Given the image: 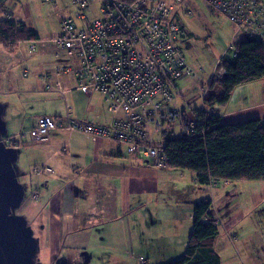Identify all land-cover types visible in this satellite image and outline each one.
Returning <instances> with one entry per match:
<instances>
[{
  "label": "crops",
  "instance_id": "1",
  "mask_svg": "<svg viewBox=\"0 0 264 264\" xmlns=\"http://www.w3.org/2000/svg\"><path fill=\"white\" fill-rule=\"evenodd\" d=\"M0 10L9 13L6 20L23 22L37 33V42L42 40L35 27L15 19L6 6ZM25 41L2 45L14 48ZM44 62L45 69L51 67L52 56ZM36 77L3 93L9 109L6 137L30 129L40 116L64 114L61 96L42 91ZM62 82L69 89L72 117L100 125L112 120L101 95L89 92L83 99L70 98L77 92L75 81L68 77ZM248 83L239 91L246 83L237 86L224 106L203 102L221 93L219 85L196 97L224 124L264 119V78ZM50 95L57 97L47 103L57 110L45 105ZM29 102L38 109H26ZM42 164L53 173L33 174ZM201 201L210 202L213 218L221 222L213 243L220 264H264V180H217L201 187L187 170L155 168L131 158L122 145L92 143L66 130L53 131L45 142L25 138L0 147V206L7 212L0 235L7 228L8 236H18V245L34 255L36 264H136L138 258L145 264H168L184 254L193 205Z\"/></svg>",
  "mask_w": 264,
  "mask_h": 264
},
{
  "label": "built area",
  "instance_id": "2",
  "mask_svg": "<svg viewBox=\"0 0 264 264\" xmlns=\"http://www.w3.org/2000/svg\"><path fill=\"white\" fill-rule=\"evenodd\" d=\"M70 1L75 12L60 20L58 35L49 40L56 48L53 64L38 75L42 91L61 96L64 114L40 116L30 129L5 141L11 145L25 138L45 142L53 131L66 130L85 135L92 143L109 141L122 145L131 158L155 168H167L166 139L196 135L204 121L203 113L212 112L202 106L191 108L174 85L175 80L195 76L180 47L187 38L186 31L173 16L174 4L181 0ZM94 1L99 2L101 17L88 22L84 11ZM203 1L223 16L235 32L264 47V0ZM0 15L2 19L9 18L4 10H0ZM24 43L28 51L36 50V40ZM235 56L236 45L231 43L218 57L211 82L223 81L226 71L221 62ZM26 74L24 69L23 76ZM68 77L75 81L73 89L101 95L112 115L108 124L72 117L66 96L69 89L62 82ZM207 92L202 88L203 97ZM43 173L51 174L53 170L46 164L33 168V174ZM213 223L216 227L221 225L219 219ZM145 263L138 258L136 264Z\"/></svg>",
  "mask_w": 264,
  "mask_h": 264
},
{
  "label": "trees",
  "instance_id": "3",
  "mask_svg": "<svg viewBox=\"0 0 264 264\" xmlns=\"http://www.w3.org/2000/svg\"><path fill=\"white\" fill-rule=\"evenodd\" d=\"M37 39V33L23 22L0 20V44L7 46L19 40ZM235 45L237 56L221 62L226 71L223 81L218 83L221 93L210 94L203 101L205 106H224L237 86L264 78V47L246 37ZM249 60L263 67L255 69L257 63L247 67ZM203 114L204 121L196 135L166 139L168 168L190 171L201 187L217 180L263 181L264 119L224 124L213 111ZM213 220L210 202H195L186 250L182 257L168 264H220L213 248L218 236Z\"/></svg>",
  "mask_w": 264,
  "mask_h": 264
},
{
  "label": "rangeland",
  "instance_id": "4",
  "mask_svg": "<svg viewBox=\"0 0 264 264\" xmlns=\"http://www.w3.org/2000/svg\"><path fill=\"white\" fill-rule=\"evenodd\" d=\"M1 5L13 12L15 19L35 27L42 39L36 43V50L33 52L28 51L26 44L14 48L0 45V142L6 145L8 143L5 140L10 136L6 137L7 129L4 133L3 129L6 127L4 121L7 119L6 115L9 113V109L5 108L6 96L3 93L8 89L18 90V83L21 80H30L32 77L37 80L36 76L45 69L44 59L51 58L55 51V47L49 42V39L58 35L60 20L64 17H71L75 8L71 6L70 0H57L55 3L45 0H0ZM186 11H189L190 14H187ZM84 13L88 22L100 18L99 2H92L89 10ZM173 16L186 31L187 38L180 47L190 68L195 73L194 77L189 76L175 80L174 85L181 94V98L187 101L191 108H198L201 105V100L196 96L201 93L202 88L209 90L210 87L218 85L217 82H211L210 79L211 73L215 72L218 57L229 44H235L245 36L240 32H235L234 27L223 16L213 12L203 0H181L174 4ZM252 63H257L255 69L261 70L263 67L261 63L253 60L248 61L247 67H250ZM24 69L27 70L26 77L23 76ZM35 84L37 88L40 87L38 82ZM248 84L250 83H246L244 87H238L236 91L249 86ZM83 95V92L77 91L69 96L70 98L83 99ZM55 97L57 96L50 95L47 99L44 98L45 105L52 110L57 109L47 101ZM182 99L179 100L180 103L183 102ZM29 103H27L26 109H38L36 104L32 102L31 105H28ZM22 106H18L17 111ZM37 106L39 105L37 104ZM4 207L5 205L1 204L0 222H3L7 214ZM3 229L5 233L0 235V264H36L34 255H31L27 250H22V247L20 248L18 245V236L13 234L8 236L7 228ZM3 238L9 240L6 241Z\"/></svg>",
  "mask_w": 264,
  "mask_h": 264
},
{
  "label": "bare ground",
  "instance_id": "5",
  "mask_svg": "<svg viewBox=\"0 0 264 264\" xmlns=\"http://www.w3.org/2000/svg\"><path fill=\"white\" fill-rule=\"evenodd\" d=\"M177 89H179V88H177Z\"/></svg>",
  "mask_w": 264,
  "mask_h": 264
}]
</instances>
